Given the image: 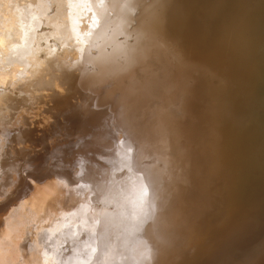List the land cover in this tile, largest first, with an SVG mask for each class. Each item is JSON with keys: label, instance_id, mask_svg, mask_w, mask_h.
<instances>
[{"label": "bare ground", "instance_id": "6f19581e", "mask_svg": "<svg viewBox=\"0 0 264 264\" xmlns=\"http://www.w3.org/2000/svg\"><path fill=\"white\" fill-rule=\"evenodd\" d=\"M147 1L0 0V128L6 122L9 123L7 120L10 117L14 118L17 115L18 109L33 107V101L36 103L35 99L41 96L46 97L45 101L50 97V104H47L49 108L50 105L60 104L66 94L71 93L70 90L85 85L86 78L91 73L95 77L100 75L98 78L102 77L103 84L110 78L128 79L130 84L128 91L144 103L143 106L145 105V109L153 119L152 122L154 121L160 129L162 124L160 118L164 110L163 103L158 104V101L162 98V94L158 85H150L149 70L153 68V65L149 62L173 61L174 59L169 55L174 50H187L188 46H191L192 52L201 43L205 59L202 70L190 84L187 96L183 98L182 115L177 118L181 120V123L177 124L175 122L177 119H173L167 125L162 126L159 130L162 135L159 136L161 142L162 138L168 142L172 135V128L177 133L183 130L185 135L182 133L181 135L185 137L189 126H194L193 129L196 131L202 129L199 133L200 145L193 144L197 147V164L201 169H205L202 176H209L210 184L215 186V189L206 187L205 192L216 190L215 194L218 192L222 201L216 202L209 198L207 202L202 197L203 194H197L196 187L191 190L188 187L186 198L180 201L175 200L174 209L168 212L166 222L162 226L159 225L160 214L157 216L155 214L154 219L158 220L157 231L152 232L150 228H146L140 237L133 240L129 249L130 262L126 263L155 264L157 261L156 264H220L225 259L224 256H233L230 253L237 249L236 247L233 251L234 245L237 242L238 246V238L249 226L248 220H243L239 225L237 220L243 217L249 218L251 215L258 217V212L254 211L251 214L249 209L262 200L264 184V0H224V2L223 0H210L208 4L203 5L201 0H150V3ZM194 11L210 16L211 20L208 19V21L212 23L209 28H204L203 32L199 29L197 22L189 18ZM132 37L136 39L135 44H131L133 40L132 42L131 40L126 41ZM120 58L124 61L120 62ZM91 80L95 81L93 77ZM58 90L68 91L63 92L64 97H60L62 93ZM244 91H248L249 95L247 97L245 95L246 99L242 100L241 96ZM40 100H37V103L41 102L40 104H45V106L49 103L48 100L46 103ZM213 107L219 110L218 113L217 110L214 111L216 108L213 110ZM210 110L214 111V115H211ZM87 112H91V117L98 113L97 108ZM242 115L248 116L243 122L247 123L246 129L249 132L245 145H236L237 143L235 145L233 143V145H210L209 140L215 133L213 132L215 126L220 127L227 136L230 129L236 128L237 119ZM149 125L151 124H147V127ZM224 126L227 129L224 130ZM30 128L31 126L25 129L22 127V131H27L25 137L33 138L34 129ZM144 133L148 132L144 131ZM195 134H193L194 137ZM141 142L144 140L137 143L141 145ZM184 142L186 143L183 144L187 146L189 143L192 146L193 143L191 140L189 143ZM141 148L144 150L143 147ZM160 150L161 148L157 152L161 153ZM193 151L196 150L193 148ZM219 151L220 154H217ZM180 152L179 155H181ZM182 155L184 157H181L186 158L185 153ZM141 158L139 157L137 161ZM149 158L151 157L147 155L144 161ZM215 158L222 160L221 171L215 169L211 161ZM224 158L227 161L223 164ZM151 159L148 161L154 162L156 158ZM142 171H140L141 174ZM215 173L217 178L212 177ZM96 175L102 174L98 172ZM220 180L225 183V185L222 183L224 185L222 190V187H219L222 185ZM150 184H152L151 181ZM150 184L147 185L148 188ZM125 193L124 191V195ZM34 202H36L34 205L39 204L35 200ZM215 205L217 207L213 208ZM50 207L53 208V205ZM30 213L26 211L24 215L15 217L14 226L17 228L21 222L18 220L22 219L26 222L36 215L35 211L34 214ZM77 216L68 218L67 221L77 223L79 217ZM36 217L39 218L38 215ZM81 217L79 220L81 222L78 223L85 226V221L81 220ZM107 220L110 221V219ZM189 222H191L190 225H188ZM76 227L79 228L73 225L71 229ZM109 231L115 233L114 228ZM4 232L3 230L2 233L0 232L3 236L0 243H16L13 241L16 239L10 237L11 234ZM181 232H184V235ZM9 247L10 245L6 246L8 250ZM26 250L27 247L22 246L24 253L21 254L20 251L17 253L26 257ZM261 254V252L257 253L259 257L255 261L256 264H264V253ZM99 258L96 264L101 263L99 261L102 259L99 260ZM3 263L0 261V264Z\"/></svg>", "mask_w": 264, "mask_h": 264}, {"label": "rangeland", "instance_id": "374dc122", "mask_svg": "<svg viewBox=\"0 0 264 264\" xmlns=\"http://www.w3.org/2000/svg\"><path fill=\"white\" fill-rule=\"evenodd\" d=\"M148 1L150 3V0ZM209 1L201 0L202 5L208 4ZM202 13L198 14L194 11L188 16L191 21L197 22L199 29L203 32L204 28L210 27L212 21H210L209 15ZM208 19L210 20L208 21ZM129 40L131 42L133 40L131 44L136 43V39L133 37L126 41ZM190 47L188 46L187 50H174L169 55L174 59L173 61L167 63L149 62L150 65H153V68L149 70L151 73L149 76L150 85H158L162 98L164 97L158 101V104L163 103L164 110L163 116H160L162 121L160 129L154 121L155 124H153V119L145 109V105L143 106L144 103L128 91L130 87L128 79L110 78L103 84L102 77L98 78L100 75L95 77L91 73L87 76L85 85L70 90L71 93L66 94L65 99L60 104L54 105L52 103L53 105H50L49 108L47 104H50V97L47 96L49 103H46L47 100H44L46 97L43 96L42 98L41 96L37 100H44L46 106L40 104L41 102L37 103L38 101L35 99L36 103L33 101V107L18 109L17 115L7 120L14 124L6 122L0 128V232L2 233L3 230L4 233L11 234L10 237L16 239L13 240L16 242L14 244L0 243V248L3 249H0V261H3V264H96L99 257V260L102 259V261L100 260L101 263L98 264H127L130 262L131 253L129 249L133 240L140 237L146 228H150L152 232L157 231L158 220L154 219L155 214L156 216L160 214L159 225L162 226L166 222L168 212L174 209L175 200L180 201L186 198L188 187L190 190L196 187L197 194H203L202 197L207 202L209 198L216 200V202L222 201L220 194L218 192L215 194V186L210 184L211 178L202 176L205 169H201L197 164V147L194 145H200L199 133L202 129L196 131L193 129L194 126H189L185 137L183 130L177 133L172 128V135L168 142L163 138L161 142L159 136L162 135V132L159 131L162 126L182 115L183 98L187 96L190 84L202 70L205 58L201 43L192 52ZM119 61L122 62L124 59L120 58ZM91 77L95 81H92ZM68 90H58V92L63 94V92L67 93ZM62 94L59 96L64 97ZM243 95L247 97L248 91H244ZM243 95L241 99L245 100L246 97L244 98ZM42 107H46V109ZM96 108L98 113L91 117V112L87 111H93ZM215 108L213 107V110ZM213 110H210L211 115H214L217 108ZM247 117V115L239 117L237 119L238 125H244L238 126L236 124V128L230 129L227 136L220 127L215 126L216 128H213L215 133L209 140L210 145H235L236 143V145H245L247 143L245 141H248L249 138H247L249 132L246 129L247 123L243 122ZM17 119L19 121H16ZM175 122L180 124L181 120L177 119ZM28 124L32 130L34 129L33 138L25 137L27 131H22V127L23 129L30 127ZM147 124L151 125L147 127ZM173 124L174 122L172 126ZM223 129H227L226 126ZM139 130H142L141 133ZM143 130L152 135L144 133ZM154 132L156 133L154 134ZM190 134L191 138L189 137ZM149 135L151 137L148 140ZM250 136H252L251 132ZM139 139L144 140L141 145L137 143L140 142ZM190 140L193 142L192 146L189 143ZM184 141H187L189 145H184L186 143ZM181 144L182 146H180ZM139 145L144 150L140 149ZM185 146L190 147V149H185ZM160 148L162 152L158 153L157 150ZM179 148L180 150L182 148L181 152ZM193 148L196 151H193ZM184 153L186 158H183L182 154ZM146 154L158 160L153 159L154 162H151L152 159L149 158L150 161H148L149 159L144 161V157H147ZM217 154H220V151ZM179 156L183 157L180 158ZM139 157H142L143 160L137 161ZM211 161L215 169L222 170L221 159L216 160L215 158ZM226 161L224 158L223 164ZM136 163L143 165V167ZM95 172L102 174L100 175L102 178L97 176ZM90 175H92L91 178H89ZM137 175L140 177L138 178ZM213 176L217 178L216 173ZM147 182L149 183L147 184ZM219 182L220 184L223 183L222 180ZM149 184L151 186L148 188ZM223 184L225 185V183ZM223 184L219 186L222 187L221 190L224 188ZM206 187H213L214 189H211L213 192L206 193ZM122 189L126 192L125 195ZM262 189V200H259L257 205L255 203L249 209L251 214L254 211L258 212V217L251 215L249 218L243 217L237 220L238 225L242 224L243 220H248L249 226L243 230L239 240L237 239L238 246L236 242L233 251L236 247L237 249L230 253L233 256H224L225 259L220 264H256L255 261L259 257L257 253L261 252L263 255L264 184ZM34 200L39 203L36 204L38 208L34 205L36 203ZM155 204L161 205L159 209ZM49 205H53V208ZM215 207L217 205L213 208ZM45 208L46 210H44ZM41 209L42 211H40ZM49 209L54 210L50 211ZM33 210L36 215L26 222L22 219L18 220L21 222L18 226L16 225L17 228L14 226L13 219L15 217L24 215L26 211L34 214ZM63 211L65 212L61 213ZM37 215L39 218L36 217ZM73 216L78 217L77 223L67 221ZM80 216H82L81 220L85 221V226L78 223L81 222L79 221ZM109 222L113 226L108 224ZM73 225L79 226V228L71 229ZM112 228L117 234L109 231ZM21 231L23 232L21 233ZM181 233L184 235V232ZM14 235L17 237L15 238ZM2 237L0 234V242ZM8 245H10L9 250L6 248ZM22 246L27 247L26 257L19 255L20 252L21 254L24 253Z\"/></svg>", "mask_w": 264, "mask_h": 264}]
</instances>
